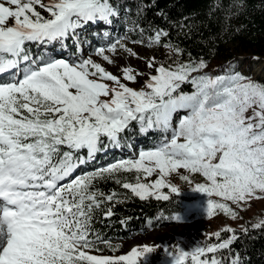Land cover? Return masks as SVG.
<instances>
[{"label": "snow or ice", "instance_id": "obj_1", "mask_svg": "<svg viewBox=\"0 0 264 264\" xmlns=\"http://www.w3.org/2000/svg\"><path fill=\"white\" fill-rule=\"evenodd\" d=\"M120 16L112 0H0V264H148L147 254L154 251L148 246L119 257L89 254L109 243L93 227L96 209L105 200L122 202L115 192L99 191L98 180H114L142 201L153 196L169 201L163 189L181 193L165 178L183 169L206 181L196 183L194 193L233 204L264 194V84L234 71L211 76L203 60L157 67L153 57L147 67L156 74L136 90L122 80L139 83L144 73L125 68L121 78L92 59L111 64L106 52H131L122 38L87 57L49 54L50 46L67 49L70 40L82 51L79 30L89 23L110 26ZM167 36L157 30L150 43ZM33 46L41 51L33 53ZM185 83L193 86L191 94L181 91ZM250 109L252 115H246ZM180 112L185 114L174 125ZM133 124L141 134L159 132L162 138L154 148L139 150L138 158L73 175L109 148H130ZM157 170L154 182H141V174L146 179ZM133 171L135 183L119 175ZM181 179L193 184L188 175ZM215 209L230 211L226 203L208 199L206 214ZM105 215H114L112 207ZM237 239L234 234L191 253L183 247H177L178 255L167 246L164 251L170 264H184L189 255L193 264H223L215 255L202 257L230 252Z\"/></svg>", "mask_w": 264, "mask_h": 264}, {"label": "trees", "instance_id": "obj_2", "mask_svg": "<svg viewBox=\"0 0 264 264\" xmlns=\"http://www.w3.org/2000/svg\"><path fill=\"white\" fill-rule=\"evenodd\" d=\"M112 2L121 10L120 18L115 19L112 24L118 36L126 34V37L139 42L144 38L151 40L157 30L168 33V36L161 37L157 44L162 50L156 60L158 66L163 64L167 67L177 62L203 60L207 65L203 71L211 76L224 75L226 71L238 72L243 66L249 71L250 79L264 84V79L256 76L249 68L256 60L264 61V0H112ZM217 3L220 5L219 9L213 7ZM36 10L41 15L48 16L39 5H36ZM166 44L172 48L165 47ZM54 46L58 49L51 52H66L61 54V58L78 54L76 45L71 40L67 49H62L59 45H52L50 48ZM173 48H178L179 53L173 51ZM40 51L41 49L32 47L33 53ZM181 91L191 94L194 88L191 84L185 83L181 85ZM132 127L134 130L127 133V143L131 147L123 149L128 152L136 147L149 150L152 147L150 136L157 132L141 134L137 125L133 124ZM116 153L117 149L109 148L107 152L97 154L94 161L79 167L76 175H83L117 162L120 159H116ZM82 154L86 155V151ZM119 175L126 177L128 182H136L135 171L121 172ZM141 181L145 182L142 174ZM94 184L105 195L117 193V198L122 201L115 203L105 200L94 213L93 227L103 240L109 242L99 245L101 251H91L96 255H120L124 250L119 245L120 242L156 227L164 218H173L185 213L188 206L195 203L198 198L182 189H179L181 193L179 196L171 194L169 189H163L165 194H169V201H157L154 196L142 201L129 189L117 185L114 180H98ZM109 207H112L114 215L106 217L105 213ZM121 220H125L126 223L122 224ZM149 221L152 223L149 224ZM262 222L264 219L260 215L257 220H249L242 229L217 231L216 233H220V240L216 239V233L209 234L211 229L208 227L195 239L177 242L168 248L176 255L179 254L177 247H183L191 253L198 246L219 243L235 234L238 239L230 246V252L220 250L215 254L207 253L202 258H211L215 255L223 264H233L238 257V264H264V227H254ZM147 255L148 264H170L171 257L164 249L159 251L154 248V251ZM184 264H193L191 255L185 259Z\"/></svg>", "mask_w": 264, "mask_h": 264}, {"label": "rangeland", "instance_id": "obj_3", "mask_svg": "<svg viewBox=\"0 0 264 264\" xmlns=\"http://www.w3.org/2000/svg\"><path fill=\"white\" fill-rule=\"evenodd\" d=\"M47 2V0H43ZM97 26L103 28L104 24L99 23ZM84 28V27H83ZM80 30V40L83 44L82 51H77L76 55H68V58L63 59H72L76 56H89L92 55L94 50L97 47L106 46L110 41H115L117 38L124 39V43L127 49H130L131 52L118 49L115 53L106 52L105 54L110 57L113 63L109 64L105 62L101 57L92 55V59L100 63L109 73L116 75L118 77H123V69L131 68L133 74L137 72L144 73L142 76H138L137 79L139 83H132L128 81H123L127 86L132 87L133 89L139 90L142 88L144 83L148 80L150 75H155V71L147 67L149 61L155 57V64L158 67L156 60L161 49L156 43H150V40L147 38L142 39L143 43L135 42L132 38L123 36H118L115 31V27L112 31V27L107 29H95L92 32H88L87 29ZM105 28V27H104ZM105 32L109 33L108 37H105ZM88 41L90 43H86ZM57 50L58 48H50L49 54L53 55L55 58H61L60 52H51L52 50ZM131 53H135L132 55ZM246 61H244L245 63ZM251 72L256 74L259 78L264 79V64H251L249 66ZM243 66L239 68L238 73L242 74L244 77L249 78V71ZM252 80V79H250ZM253 81V80H252ZM110 85L112 82H108ZM185 113L180 112L174 116V125L178 123L180 117ZM246 115H252V110L250 109ZM162 133L157 132L154 136H150V142L152 148H154L159 140L162 138ZM141 150L139 147H136L132 151H126L124 149H117L116 159H126V158H138V152ZM119 161V160H118ZM188 175L189 179L193 181L192 185H189L186 181L181 179V176ZM142 178H144L142 174ZM159 178V172L153 174L152 177L145 179L144 183H152L155 179ZM170 184L176 186L178 189H182L185 192L192 193L197 196V200L192 205H189L186 212L180 215V220L177 221L173 218H164L159 221L158 225L154 228L147 229L142 233L138 234L132 239L122 241L119 243L123 247V252L120 255L115 256H106L100 254L104 257H119L121 255L128 254L132 248H137L142 250L145 246L152 247L153 249H158L162 251L165 246L171 247L174 246L177 242L189 241L195 239L198 234H200L204 229L208 227L211 229V232L207 233L214 234L217 231L225 229H242L244 225L251 219L257 220L261 217L264 219V194H258L261 196L260 199L250 198L247 203L241 202L240 204H233L231 201H225L221 197H207L203 193H194L192 192V187L196 183H205L206 181L199 174H192L186 170L180 169L175 173H171L168 177L165 178ZM142 182V181H141ZM208 199H212L214 202L226 203L230 209L229 212H224L220 209L213 210L212 214L209 216L205 212V204ZM233 213L235 215H233ZM90 253V252H89Z\"/></svg>", "mask_w": 264, "mask_h": 264}, {"label": "built area", "instance_id": "obj_4", "mask_svg": "<svg viewBox=\"0 0 264 264\" xmlns=\"http://www.w3.org/2000/svg\"><path fill=\"white\" fill-rule=\"evenodd\" d=\"M257 64H264V61H258V60H256L254 63H253V65H257Z\"/></svg>", "mask_w": 264, "mask_h": 264}]
</instances>
